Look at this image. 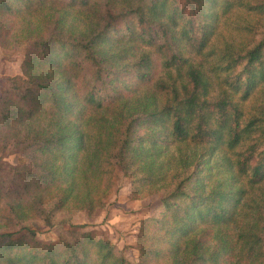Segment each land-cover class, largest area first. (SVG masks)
I'll return each mask as SVG.
<instances>
[{
	"label": "trees",
	"instance_id": "trees-1",
	"mask_svg": "<svg viewBox=\"0 0 264 264\" xmlns=\"http://www.w3.org/2000/svg\"><path fill=\"white\" fill-rule=\"evenodd\" d=\"M0 46V264H133L71 223L116 170L160 198L136 264H264V0H0Z\"/></svg>",
	"mask_w": 264,
	"mask_h": 264
},
{
	"label": "rangeland",
	"instance_id": "rangeland-1",
	"mask_svg": "<svg viewBox=\"0 0 264 264\" xmlns=\"http://www.w3.org/2000/svg\"><path fill=\"white\" fill-rule=\"evenodd\" d=\"M223 35H226L225 30H223ZM22 60V52L11 51L0 46V95L5 78L21 74L20 65ZM149 92L144 88L139 92V95L142 98L149 95ZM1 155L0 153L1 161L10 165H16L23 159L21 152ZM130 190L131 186L128 178L123 176L119 170H116L113 173L111 190L104 207L96 209L91 214L80 211L73 216L71 223L72 225H81L86 230L98 229L119 248L127 247L128 259L136 264L138 262V251L135 244L140 222L154 212L159 205L160 198L158 194H153L144 199L134 200L129 196ZM263 191L264 184L260 191H256L243 200L239 213L241 216L239 219H242L240 227H244L247 222L251 221V217L262 206L261 193ZM70 228V225H65L54 226L49 230H41L37 233L36 239L45 243L54 242L58 240L64 230ZM203 243L205 246H211L210 242L203 241Z\"/></svg>",
	"mask_w": 264,
	"mask_h": 264
}]
</instances>
